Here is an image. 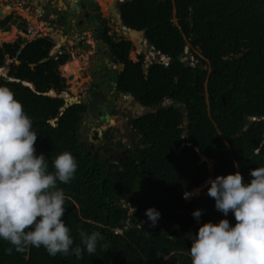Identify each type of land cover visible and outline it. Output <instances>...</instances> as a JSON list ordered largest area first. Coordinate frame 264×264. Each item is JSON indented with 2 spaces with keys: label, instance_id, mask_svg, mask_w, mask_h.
Masks as SVG:
<instances>
[{
  "label": "trees",
  "instance_id": "trees-1",
  "mask_svg": "<svg viewBox=\"0 0 264 264\" xmlns=\"http://www.w3.org/2000/svg\"><path fill=\"white\" fill-rule=\"evenodd\" d=\"M122 13L125 26L145 31L161 61L144 73V55L139 62L128 58L130 41L113 43L116 58L125 64L118 89L156 110L134 121L137 151L121 168L108 169L81 147L84 107L74 103L64 109L70 93L65 77H73L79 61L66 63L67 54L52 57L54 39L26 43L19 64L0 74V84L30 115L36 151L46 155L49 170L65 149L76 158L74 177L58 185L66 193L62 218L74 240L82 230L102 234L95 252L80 258L52 256L42 246L9 253L5 249L12 246L0 240V264H191L188 234L224 216L207 194L208 185L200 195L206 181L237 170L247 180L251 169L264 164V0H130ZM17 34L14 26L7 33L0 30V42ZM137 35L132 39L137 48L148 52ZM20 48L17 42L0 46L1 69ZM166 100L171 103L162 105ZM203 156L214 160L213 167ZM194 189L199 193L184 198ZM134 206L135 214L129 211ZM150 206L161 213L155 225L145 215ZM197 208L202 209L199 221L192 215ZM227 218L235 223L231 212Z\"/></svg>",
  "mask_w": 264,
  "mask_h": 264
},
{
  "label": "clouds",
  "instance_id": "clouds-1",
  "mask_svg": "<svg viewBox=\"0 0 264 264\" xmlns=\"http://www.w3.org/2000/svg\"><path fill=\"white\" fill-rule=\"evenodd\" d=\"M48 2L58 6L57 0L39 3V19H45L41 17L42 8ZM145 45L153 53L155 48L149 43ZM195 64L196 61L191 63ZM36 139L37 130L22 102L7 85L0 84V240L12 246L5 251L10 253L14 248L22 252L42 246L49 255L74 254L77 258L85 251L95 252L102 234L82 230L76 242L62 218L66 193L58 185L67 184L74 177L78 167L75 156L67 149L57 153L49 170L46 155L36 151ZM206 183L207 194L214 198L215 208L224 216L217 222L201 223L195 234H188L192 241L188 248L191 264H264V164L251 169L247 180L237 170L218 174ZM198 193L199 189H194L185 191L183 196L189 198ZM129 211L135 214L136 207ZM229 212L234 224L227 218ZM201 214L199 208L192 212L197 221ZM145 215L155 225L161 213L150 206Z\"/></svg>",
  "mask_w": 264,
  "mask_h": 264
},
{
  "label": "flooded vegetation",
  "instance_id": "flooded-vegetation-1",
  "mask_svg": "<svg viewBox=\"0 0 264 264\" xmlns=\"http://www.w3.org/2000/svg\"><path fill=\"white\" fill-rule=\"evenodd\" d=\"M61 1L63 4H60V7L66 5L64 0ZM127 1L130 0H110L111 3H114L112 7L103 4L101 0H94V6H87L86 9L78 11L79 14L76 13V15L73 16L67 15L64 18L59 16L58 19H48L52 20L50 26L54 28L53 31H55L56 34H59L58 29L62 28V23L65 22V24L69 26L68 30L63 29L61 33V35L66 37L63 43L65 47L61 46L63 54L71 49L85 50V52H87L85 47L90 45L88 42L89 38H92L96 43L95 47L90 46V50L93 49L89 56H96L97 59L95 60V58H93L92 63L89 64L91 65L90 68H95L89 88L84 95H70L69 97L81 101L84 107L79 125V143L81 147L86 149L89 154H93L94 157L100 158L102 162L108 165V169H110L109 167L111 165L120 167L123 159L127 158L132 150L137 148L135 144L138 140V130L134 121L143 117L145 114L154 113L153 110H155L143 106L139 98L131 93L121 92L118 89L117 76L125 70V64L116 58L113 45L119 44L122 41H127L125 36L129 37V39H135L132 38L130 32L126 31L127 26L124 24L122 5ZM27 3L23 5L20 4L23 10H27ZM68 5L69 3H67L66 6L70 8ZM101 5H103L104 8L108 7L107 16H104ZM6 11L7 10H5L4 13ZM29 13L30 15L32 14L31 12ZM118 16H121V23L119 22ZM4 19L6 25H9L6 26L9 28L6 31H10L12 27L11 20L14 19V13L6 14L2 19L0 18V20ZM21 19L18 26L19 28L22 27L23 33L27 34L26 18ZM37 20L39 22H45L46 19H39L37 17ZM4 26L5 25H3V28ZM66 27L67 26H65V28ZM70 39L74 40L73 45L68 44ZM142 45H145V43ZM136 47L135 45L132 46L131 50H135L134 48ZM131 50L128 53V58L133 62L130 58ZM140 56L141 54L138 55L139 60ZM14 60L17 61L16 58H14ZM80 65L83 64L79 62L77 70H80ZM148 69L149 68L143 67L144 73H147ZM96 96H103V98H97L98 104L95 108H89L88 103L85 104L84 100L86 99L90 102ZM67 98L65 97V99ZM74 103L76 102H69L67 106ZM138 103L141 109L137 108ZM164 104L165 101L162 105ZM104 105L106 107L105 112L102 111ZM107 115L109 116V121L105 118L103 120L101 119V117H106Z\"/></svg>",
  "mask_w": 264,
  "mask_h": 264
},
{
  "label": "rangeland",
  "instance_id": "rangeland-1",
  "mask_svg": "<svg viewBox=\"0 0 264 264\" xmlns=\"http://www.w3.org/2000/svg\"><path fill=\"white\" fill-rule=\"evenodd\" d=\"M60 2L59 3H63L61 0H59ZM101 2L103 4H106L107 6H114V3H111L110 0H101ZM101 8H102V12L104 14V16H107L108 14V7H103V5H101ZM11 11V10H10ZM68 14L65 13L62 17H66ZM2 16V15H1ZM31 17L29 18H26V28L28 30V33L25 34L23 33V28H19L18 26V23L16 25V23L13 22L14 26L16 25L15 29L18 31V34L16 35L15 38H12L9 42H0V46H2L3 44L5 43H14V42H17L20 44L21 47H23L26 43L28 42H31L37 38H40V37H47V36H50L52 37V34H50L49 32L51 31L50 29L45 28L49 31V32H46L45 34L42 33V32H39L37 34H33V29H35V27L32 25V21H31V18H34L35 17L32 15H30ZM20 17V16H18ZM3 18V17H2ZM22 18H23V14H22ZM24 19V18H23ZM30 19V20H29ZM36 20V19H35ZM21 20H19L20 22ZM44 21H42L41 23H43ZM174 22H176V20H174ZM12 23V22H11ZM1 26H2V23H0ZM13 27V26H12ZM11 27V29H12ZM5 29L3 30H7L9 28H7L6 26H4ZM10 29V30H11ZM30 29V30H29ZM5 33H7V31H4ZM10 33V32H9ZM33 34V35H32ZM11 36V34H10ZM35 36V37H34ZM126 40L127 41H130L132 43V46H136V44L134 43V41L132 39H129V37L125 36ZM54 38V37H53ZM66 37L63 38V40H65ZM133 41V42H132ZM54 42L56 43L55 46L52 48L51 52H50V55H53V53H55V51L57 52L61 46L65 47L62 43L61 40L60 42H58L56 39H54ZM88 42L90 43V45L86 46L85 49H87V52L85 53H82L81 50L79 49H71L70 51H68L66 54L68 55V60L66 61V63H69V62H72V61H75V58L80 62L82 63L83 65H80V70L78 69V71L74 74V77H75V80H72L71 78H67L65 77V83L67 85V87L69 88L70 90V95H76V96H79L80 94H85L86 90L89 88V84H90V80L93 78V71H94V67H91V65H89L90 63H92V60L93 58H95V60L97 59L96 56H93V57H90V53H91V47H95L96 46V43L92 40V38H89L88 39ZM74 43V40L73 39H70L68 41V44L70 45H73ZM69 46V45H68ZM91 46V47H90ZM146 47V45H144ZM67 47V46H66ZM68 48V47H67ZM135 50H131L130 52V58L133 60V62H137L139 60L138 58V55L141 54V55H144V61H143V67L144 68H148V65H150V61L153 60V62H156V61H161L160 58L156 57V54L150 52V50L148 52H146L145 50H139L137 47L134 48ZM195 53H198V50L195 49L194 50ZM188 58H185L183 60H187ZM94 60V61H95ZM12 63L14 64H19V62L15 61L14 59H10V58H6L5 61H4V65L6 66L5 68L3 67V69H5V72H6V68L11 65ZM65 63V64H66ZM64 64V65H65ZM63 67V66H61ZM61 67L59 68L60 72L63 74V71L61 69ZM74 81V82H73ZM170 100H166L165 101V104H170ZM206 188L204 189V191H201L200 192V195L203 194V193H206L205 192Z\"/></svg>",
  "mask_w": 264,
  "mask_h": 264
},
{
  "label": "water",
  "instance_id": "water-1",
  "mask_svg": "<svg viewBox=\"0 0 264 264\" xmlns=\"http://www.w3.org/2000/svg\"><path fill=\"white\" fill-rule=\"evenodd\" d=\"M77 2L73 5V9L72 8H69L67 7L66 9H61L59 8L58 6H53L51 5L49 2L47 4H45V6L42 8L43 10V13H42V16L41 17H44L46 19L47 22H49V26L52 22V20H48V19H53L55 17V19H58V17H62L63 14L67 13L68 15L70 16H73V15H76L77 11L79 10H84L87 8V6L90 7L91 6H94L95 2L94 0H76ZM63 13V14H62ZM2 14H0L1 16ZM119 17V22L121 23L122 20H121V16H118ZM65 26H67L65 28ZM62 27L63 29H69V26L64 23H62ZM127 31L128 32H135L137 35L138 38L142 39L144 43L148 44V40L146 39V33L145 31L141 30H135V29H132V28H129L127 27ZM64 38V36H62ZM53 38V37H51ZM145 48V47H144ZM23 47H21L17 53V56H16V60L18 59V56L20 55L21 51H22ZM147 49V48H145ZM144 50V49H143ZM189 48L186 47V52H188ZM202 69L205 70L207 67L206 66H203L201 65ZM4 70L3 69H0V73H2ZM70 78V76L68 77ZM97 98H103V96H96L94 97L93 100H91L90 102H88V100H84V103L89 105V108H95V106L98 104L97 102ZM76 102V103H81V101H78L76 100L75 98L73 97H69L66 99V106L64 107V109L67 107V103H71V102ZM137 108H140V104L138 103L137 104ZM141 109V108H140ZM102 111L105 112L106 111V107L105 105L102 107ZM155 112V110H153ZM106 119L107 121H109V116L107 115L106 117H101V119ZM97 134V133H96ZM202 161H207L209 163V166L210 167H213V164H214V160L213 159H210L208 157H205L203 156L202 157ZM105 181V180H104ZM205 185V184H203ZM207 187V184L204 186L203 189H205Z\"/></svg>",
  "mask_w": 264,
  "mask_h": 264
},
{
  "label": "crops",
  "instance_id": "crops-1",
  "mask_svg": "<svg viewBox=\"0 0 264 264\" xmlns=\"http://www.w3.org/2000/svg\"><path fill=\"white\" fill-rule=\"evenodd\" d=\"M44 1L45 0H41V2H40V0L39 1L38 0H0V14H3V11H5V10L10 9L11 11L9 13H14V19L11 20V22H12L11 24H12V26H14L13 22L16 23V25H17V23L19 24V20H22L21 19L22 18V11L31 12L33 14V16L35 17V19H37V16L39 15V12H40V9H41V7H40L41 4H39V3H42ZM54 1H56V0H54ZM64 1H65L66 5H67V3H69L68 6H70V8H72V9H73V5L77 2L76 0H64ZM20 2H22L23 4L28 2L27 3L28 7L26 8L27 10H23L22 6H20ZM59 2L60 1H58V7L59 8H61V9H66L67 8L66 5L60 7L59 6V4H60ZM78 11H77V13H78ZM18 16H20V17H18ZM30 17L31 16H29V18ZM23 18H26V17L23 16ZM0 23H2V26L0 24V30L6 31V30H3V29H5V28H3V25H5V26H9V25H6L5 19L4 20H0ZM16 25L14 27H16ZM56 27L59 28L58 26H56ZM62 30H63V27L61 29L60 28L58 29L60 35L63 32ZM53 32H55V31H53ZM61 41L64 42L65 40H63V38H61ZM82 53H85V50H82Z\"/></svg>",
  "mask_w": 264,
  "mask_h": 264
},
{
  "label": "bare ground",
  "instance_id": "bare-ground-1",
  "mask_svg": "<svg viewBox=\"0 0 264 264\" xmlns=\"http://www.w3.org/2000/svg\"><path fill=\"white\" fill-rule=\"evenodd\" d=\"M60 4H63V3H60ZM60 4H59V5H60ZM26 13H27V15H28V17H29V16H30V13H29L28 11H26ZM3 14H4V11H3ZM3 14H2V15H3ZM28 17H26V18H28ZM29 20H30V19H29ZM31 21H32V25L35 27V29H33V34H34V35L37 34V33H39V32H42V33L49 32L46 28H48V29L51 30V28H50L48 22H43V23H41V22L37 21V19L35 20L34 18H32ZM45 26H46V28H45ZM33 34H32V35H33ZM130 34H131L132 38H136V35H137V34H136L135 32H131ZM34 37H35V36H34ZM52 37H54V39H56V40H59V38H62L61 35H59V34H55V33H52ZM59 41H60V40H59ZM139 42H142V39H140ZM143 43H144V42H143ZM77 71H78V70L75 69L74 74H75ZM74 74H73V77H74ZM74 80H75V77H74Z\"/></svg>",
  "mask_w": 264,
  "mask_h": 264
},
{
  "label": "built area",
  "instance_id": "built-area-1",
  "mask_svg": "<svg viewBox=\"0 0 264 264\" xmlns=\"http://www.w3.org/2000/svg\"><path fill=\"white\" fill-rule=\"evenodd\" d=\"M20 4H22L23 5V3L22 2H20ZM153 53L155 54L156 52H155V50H153ZM63 54V50H62V47H60V49L56 52L55 51V53H53V56L57 59L58 57H59V55H62ZM164 60V59H163ZM153 63V60H151L150 61V64H152ZM164 63L165 64H168V60L166 59V60H164Z\"/></svg>",
  "mask_w": 264,
  "mask_h": 264
}]
</instances>
